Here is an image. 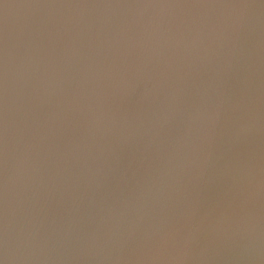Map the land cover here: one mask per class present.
<instances>
[{"label":"water","instance_id":"1","mask_svg":"<svg viewBox=\"0 0 264 264\" xmlns=\"http://www.w3.org/2000/svg\"><path fill=\"white\" fill-rule=\"evenodd\" d=\"M0 264H264V0H0Z\"/></svg>","mask_w":264,"mask_h":264}]
</instances>
